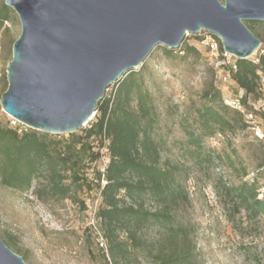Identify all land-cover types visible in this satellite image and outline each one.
<instances>
[{
  "label": "rangeland",
  "instance_id": "1",
  "mask_svg": "<svg viewBox=\"0 0 264 264\" xmlns=\"http://www.w3.org/2000/svg\"><path fill=\"white\" fill-rule=\"evenodd\" d=\"M5 5V0H0V18L8 20L0 25V119L12 125L14 120L2 110L1 97L8 88L7 67L22 25L18 14ZM251 31L264 41V25H254ZM201 40L190 34L180 47L193 46L199 54L169 57L165 46H157L142 73L159 113L155 136L161 164L177 168L186 194L173 205L188 230L187 240H180L178 249L188 246L195 257L193 264H264V215L250 218L230 191L255 180L259 198L263 196L264 168L260 164H264V142L253 129L238 127L234 132L204 138L201 148L191 143V135L201 133L198 111L205 104L204 93L216 88L223 97L231 98L236 91L235 84L224 79L227 67L221 52L213 55ZM261 47L258 54H263L264 43ZM114 92L110 88L106 96ZM256 108L260 113L254 124L264 134L263 96ZM102 152L104 149L103 156ZM98 164L103 167L104 160ZM80 200L86 202V211L70 200L46 202L33 194V189L22 193L0 185V237L13 252L20 250L27 264H107L106 241L93 220L100 197L81 194ZM146 206L158 208L151 201ZM145 237L152 252H136L130 264H156L158 253L176 252L177 247L159 226L147 229ZM121 238L126 240V234Z\"/></svg>",
  "mask_w": 264,
  "mask_h": 264
},
{
  "label": "trees",
  "instance_id": "2",
  "mask_svg": "<svg viewBox=\"0 0 264 264\" xmlns=\"http://www.w3.org/2000/svg\"><path fill=\"white\" fill-rule=\"evenodd\" d=\"M6 21L0 18V25ZM248 23L250 30L254 25H264L259 21ZM191 52L199 54L193 46L184 50L165 49L169 57ZM220 52L222 55L221 42ZM257 58L258 63L252 58L236 60L237 68L230 79L236 91L231 98L223 97L216 88L204 93L205 104L198 111L201 133L191 135L195 146L201 148L204 138L234 132L238 127L256 131L258 126L246 116L257 118L260 113L256 103L262 100L264 53L257 54ZM143 70L145 64L111 86L114 94L99 102L95 117L76 133L52 135L4 124L0 119V185L22 193L33 189V194L46 202L70 200L79 203L83 211L88 208L80 195L95 193L100 200L93 220L106 241L107 264H130L136 252L151 253L152 244L145 231L153 226L164 229L170 243L177 247L176 252L158 253L156 264H193L195 257L190 248L178 249L180 240H187L188 230L178 220L173 205L185 193L177 168L161 164L155 136L159 113L146 88ZM226 100L238 102L240 109L228 105ZM257 137L264 142V136ZM101 149L109 161L100 168ZM260 167L264 168V164ZM230 191L250 218L264 215V194L259 198L255 180L243 182ZM147 201L158 208L147 207ZM122 233L126 234V240L121 238ZM16 254L21 256V251L16 250Z\"/></svg>",
  "mask_w": 264,
  "mask_h": 264
},
{
  "label": "water",
  "instance_id": "3",
  "mask_svg": "<svg viewBox=\"0 0 264 264\" xmlns=\"http://www.w3.org/2000/svg\"><path fill=\"white\" fill-rule=\"evenodd\" d=\"M22 33L7 67L1 106L33 130L68 135L96 115L107 90L141 68L154 49H180L205 30L247 60L261 40L264 0H5ZM0 264H27L0 237Z\"/></svg>",
  "mask_w": 264,
  "mask_h": 264
},
{
  "label": "built area",
  "instance_id": "4",
  "mask_svg": "<svg viewBox=\"0 0 264 264\" xmlns=\"http://www.w3.org/2000/svg\"><path fill=\"white\" fill-rule=\"evenodd\" d=\"M200 37H202V40H201V42L205 45V46H207L208 48H209V50H210V52L213 54V55H219L220 54V42H221V40H220V38L219 37H217L216 35H214V34H212V33H210V32H207V31H205V30H203V31H201L200 32V34H198ZM187 36H189V34L187 35ZM262 53H264V52H262ZM257 54H258V52L255 54V56H257ZM222 56H223V59H222V62H223V65L225 66V67H227V71L225 72V77H224V79L227 81V80H230L231 79V72L234 70H236V58L234 57V56H232V55H230V54H227L225 51H224V49H223V54H222ZM233 58H235V60H234V62L232 63L231 62V59H233ZM253 61L255 62V63H258L259 62V59L258 58H255V59H253ZM260 91H261V93H262V96H263V98H264V78L260 81ZM226 103L228 104V105H231V106H234L235 108H237V109H240V106H239V103L238 102H235V101H231V100H226ZM247 118H248V120L252 123V124H254L256 121H255V118H254V116L253 115H247L246 116ZM14 120V119H13ZM13 125H21V126H23V127H26V126H24V125H22L21 123H19L18 121H16V120H14L13 121ZM28 128V127H27ZM256 134L259 136V137H263L264 135L263 134H261L260 133V131L258 130H256ZM103 153V157H102V159L104 160V165L106 166L107 165V163H108V158H107V156L104 154V152H102ZM105 170V168H103L102 169V171H104Z\"/></svg>",
  "mask_w": 264,
  "mask_h": 264
}]
</instances>
